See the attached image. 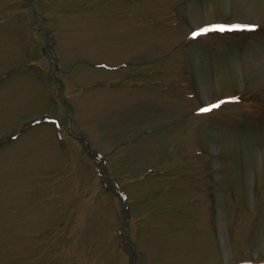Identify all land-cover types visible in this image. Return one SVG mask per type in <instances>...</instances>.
Listing matches in <instances>:
<instances>
[{"label":"rangeland","instance_id":"obj_1","mask_svg":"<svg viewBox=\"0 0 264 264\" xmlns=\"http://www.w3.org/2000/svg\"><path fill=\"white\" fill-rule=\"evenodd\" d=\"M0 264H264V0H0Z\"/></svg>","mask_w":264,"mask_h":264},{"label":"snow or ice","instance_id":"obj_2","mask_svg":"<svg viewBox=\"0 0 264 264\" xmlns=\"http://www.w3.org/2000/svg\"><path fill=\"white\" fill-rule=\"evenodd\" d=\"M258 25L256 24H215V25H209L200 27L198 31L193 32V36H198L204 33H207L209 31H219V32H225V31H255ZM231 100H238V97H232ZM224 103V101H220L219 103L211 104L208 107H203L200 109L201 112H209L214 108L220 107V105Z\"/></svg>","mask_w":264,"mask_h":264}]
</instances>
